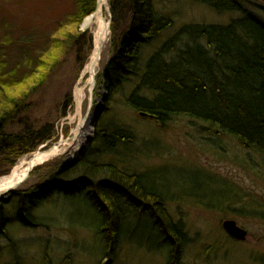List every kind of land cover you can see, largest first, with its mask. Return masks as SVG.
<instances>
[{
  "label": "trees",
  "instance_id": "trees-1",
  "mask_svg": "<svg viewBox=\"0 0 264 264\" xmlns=\"http://www.w3.org/2000/svg\"><path fill=\"white\" fill-rule=\"evenodd\" d=\"M108 1L112 57L99 77V82L104 79L107 97L94 139L71 166L63 169L62 161L39 166L32 175L45 170L42 182L12 192L8 202L0 199V264H26L22 250L27 242L18 240L12 228L19 225L29 230H51V219L36 216L34 208L54 195L62 197L58 199L86 200L85 210L93 217L86 222L89 225L78 220L76 210L71 214L77 218L74 223L94 230L105 264H115L122 239L149 251L164 252L166 264H185L189 235L184 224L175 222L168 211L163 184L148 173L130 171L124 155V160L119 156L123 147L130 146L135 132L128 126L106 125L120 94L142 120L164 127L177 117H187L237 139L264 159V21L244 13L237 0H194L218 14L243 15L227 25L185 24L164 39V32L174 26V11L159 10L156 0ZM76 3L78 13L69 18L73 26L95 13L98 0ZM35 68L19 83L15 71H11L5 89L26 86L37 74ZM30 91L9 97L2 93L7 105L0 109V177L8 175L22 157L36 152L55 135L53 124L36 126L27 118L22 120L20 115L26 109ZM36 191L41 193L39 198ZM226 195L216 208L228 206L235 215L264 224V202L254 198L237 202L235 195ZM11 210L15 216L10 218ZM69 217L70 222L74 221ZM144 228L146 240L136 243L134 235ZM227 240L234 241L230 237ZM36 243L41 250L36 264H53L48 254L50 241ZM217 244L212 248L219 252L224 244ZM4 249L9 258L1 261ZM66 259L72 263L71 255ZM256 259L264 264V258Z\"/></svg>",
  "mask_w": 264,
  "mask_h": 264
},
{
  "label": "rangeland",
  "instance_id": "rangeland-1",
  "mask_svg": "<svg viewBox=\"0 0 264 264\" xmlns=\"http://www.w3.org/2000/svg\"><path fill=\"white\" fill-rule=\"evenodd\" d=\"M237 1L244 13L264 21V3ZM156 5L159 10L174 11L177 15L174 26L164 32V39L175 35L185 24L227 25L233 18L243 15L218 14L194 0H156ZM107 9L110 10L109 1L104 11V18L109 22L111 14ZM76 13V0H0V103L3 102V91L9 97L30 89L26 109L20 115L22 120L27 118L36 126L53 124L55 127V135L49 143L22 157L17 164L69 139L90 109L89 90L81 108L74 101V90L90 60L97 24L84 27L86 17L78 26L71 25L69 18ZM110 37L111 34L102 53L92 95L95 104L101 98L92 140L107 97L104 79L99 82V77L112 57ZM40 63L45 64L39 66ZM34 67L37 74L26 86L5 89L11 71H15L19 83ZM6 105L0 104V109H5ZM107 118V126H128L135 132L130 146L123 147L119 155L126 158L121 159L127 168L138 174L148 173L158 179L157 183L163 184L168 211L175 222L184 224L189 235V247L183 259L185 264H261L256 258H264V224L260 220L239 217L228 206H215L222 202L225 191L229 198L235 195L237 202H249L253 198L264 202V159L259 153L243 147L237 139L187 117H177L164 127L151 120H142L126 106L122 94L116 97ZM71 154L72 149H67L45 164L62 161L64 169L83 155L69 164ZM44 174L45 170L31 174L18 190H28L42 182ZM37 194L39 198L41 193L38 191ZM57 197L61 196H51L39 208H34L36 216L51 219V230H29L19 225L12 228L18 240L29 243L22 250L24 263H37L41 250L36 240L42 239L50 241L48 254L53 264H69L68 254L71 255V264L107 263L101 255L102 245L95 239L94 230L74 223L77 218L71 211L76 210V216H80L78 220L85 223L92 217L85 210L86 200ZM8 213L10 218L15 216V211ZM68 217H74L71 219L74 221L70 222ZM228 219L248 231L245 242H228L222 228V223ZM146 234L145 228L137 231L135 242L146 240ZM219 242L224 245L216 252L212 246L218 243L219 247ZM1 243L7 244L5 241ZM137 245L122 239L115 264H166L164 252L149 251ZM8 258L4 249L1 261Z\"/></svg>",
  "mask_w": 264,
  "mask_h": 264
},
{
  "label": "bare ground",
  "instance_id": "bare-ground-1",
  "mask_svg": "<svg viewBox=\"0 0 264 264\" xmlns=\"http://www.w3.org/2000/svg\"><path fill=\"white\" fill-rule=\"evenodd\" d=\"M108 5V0H99L98 10L95 14L88 16L84 22V27H90L92 24H97V29L94 32V48L90 56V60L83 71L81 78L76 84L74 90V101L81 108L86 99V91L91 93L90 109L85 117H83L73 132V135L66 140H62L48 150H42L31 157L24 158L17 166L11 170V173L0 177V197L3 192H7L11 188H15L22 181H26L30 171L58 155L66 152L67 149H72L68 161L77 160L89 147L92 140L93 125L96 121L97 110L99 108L101 98L94 103L93 92L96 86L98 76V67L102 59V53L109 37L108 21L104 18V11ZM263 21V20H262ZM103 94V93H102Z\"/></svg>",
  "mask_w": 264,
  "mask_h": 264
},
{
  "label": "water",
  "instance_id": "water-1",
  "mask_svg": "<svg viewBox=\"0 0 264 264\" xmlns=\"http://www.w3.org/2000/svg\"><path fill=\"white\" fill-rule=\"evenodd\" d=\"M256 1H260V2L264 3V0H256ZM98 6H99V4H98ZM107 11L110 12L109 9H107ZM108 25H109V29H110L111 21ZM143 116H145V115H143ZM33 170H34V168L30 171V173L28 174V177L30 176V174ZM28 177H27V179H28ZM24 182H25V180L22 181L20 184H18L15 188H11L7 192H3L1 198H3L5 201H8L9 199L6 198L7 195L9 193H11L12 191H14L15 189H17L18 187H20ZM222 227L228 236H230L232 239H234L238 242H245L248 238V231L243 229L242 227H240L238 225V223L234 220H231V219L225 220L222 224Z\"/></svg>",
  "mask_w": 264,
  "mask_h": 264
}]
</instances>
